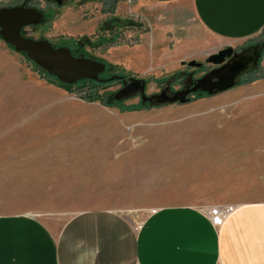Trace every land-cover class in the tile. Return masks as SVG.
I'll return each mask as SVG.
<instances>
[{"label":"rangeland","instance_id":"obj_1","mask_svg":"<svg viewBox=\"0 0 264 264\" xmlns=\"http://www.w3.org/2000/svg\"><path fill=\"white\" fill-rule=\"evenodd\" d=\"M18 1L0 0V5ZM132 1H120L111 15L96 0H65L42 24L23 30L24 36L54 44L89 39L83 50L106 64L99 77H113L107 82L88 79L66 87L42 75L0 38L5 71L0 141L2 134L6 138L0 151V214H37L46 220L77 207H131L138 228L150 210L177 200L174 188L189 167L182 162L183 142L206 135L194 129H205L204 97L212 95L196 91L187 95L188 102L164 104H141L139 93L122 101L113 96L131 79L145 81L147 96L165 89L172 94L184 88L185 73L195 71L187 63L206 60L200 50L177 61L171 52L147 51L140 29L114 26L115 17L141 21ZM255 38L264 52V30ZM165 48L172 50V43ZM261 58L233 88L215 95L247 92L251 82L264 80Z\"/></svg>","mask_w":264,"mask_h":264},{"label":"crops","instance_id":"obj_2","mask_svg":"<svg viewBox=\"0 0 264 264\" xmlns=\"http://www.w3.org/2000/svg\"><path fill=\"white\" fill-rule=\"evenodd\" d=\"M131 5L146 50L171 52L176 61L198 50L206 60L227 46L242 49L264 30V0ZM259 66L264 70V52ZM0 79L3 86L1 63ZM249 85L240 94L204 97L206 127L194 131L206 135L183 142L189 167L175 202L150 210L138 228L131 207H77L46 220L0 214V264H264V80ZM218 205L234 208L214 227L204 210Z\"/></svg>","mask_w":264,"mask_h":264},{"label":"water","instance_id":"obj_3","mask_svg":"<svg viewBox=\"0 0 264 264\" xmlns=\"http://www.w3.org/2000/svg\"><path fill=\"white\" fill-rule=\"evenodd\" d=\"M56 2L60 4L61 0H56ZM44 21L45 18L41 11L33 7H26L24 3L0 7V38L15 52L24 53L30 61L48 75L66 85L84 79L97 82H107L113 79V77L106 79L99 77L106 69L104 62L86 57L84 54L75 56L68 48L54 46L48 40L34 39L21 33L25 27L39 25ZM262 47H264V42ZM262 55V49L258 43H252L238 50V52L227 46L213 52L206 58V62L214 66L212 70L203 74L194 84L190 73V80L186 82V87L181 90L169 94L165 89L160 94L147 96L145 81L131 79L129 83H123L122 88L114 94L113 98L116 101H122L135 93H139L141 104L146 102L164 104L188 102L187 95L196 91L214 95V93L224 92L234 87L239 75L255 67ZM187 65L194 67L200 66L201 63L192 60Z\"/></svg>","mask_w":264,"mask_h":264},{"label":"trees","instance_id":"obj_4","mask_svg":"<svg viewBox=\"0 0 264 264\" xmlns=\"http://www.w3.org/2000/svg\"><path fill=\"white\" fill-rule=\"evenodd\" d=\"M98 2L101 3V11L103 13H108V14H113L115 9H116V6L117 4L120 2V1H124V0H96ZM4 6H13L12 4H1L0 7H4ZM115 23H114V26H117L118 27H124V26H129V28H136V29H140L141 30V24L138 22V21H133L130 19H118V17H115ZM113 26V25H112ZM24 29L21 30V33L24 35V32H23ZM111 42V41H110ZM90 43L89 39H84V40H80V39H74V38H70V41H62V42H59L57 44H54L52 43L54 46H62V47H65V48H68L71 53L75 56H79L81 54H84L85 56H88L87 53H85V51L83 50L84 49V45ZM77 50V54L74 53V51ZM263 53V51H262ZM24 56H26L24 53H20ZM26 59L28 60V62H30V64L34 65L36 70L37 71H41L42 72V75H44L45 77H47L48 79L50 80H55V82H57L58 80L53 77V76H50L48 75L43 69H41L39 66H37L34 62L30 61L27 57ZM105 72V71H104ZM254 79V78H253ZM253 79L251 81H253ZM57 80V81H56ZM88 79H84V80H80L74 84H77L79 82H82V81H86ZM249 81V82H251ZM59 82V81H58ZM60 84L62 85H65L66 87L67 86H71V85H74V84H64V83H61L59 82ZM125 110L127 111H132V110H139V109H142V107H125L124 108Z\"/></svg>","mask_w":264,"mask_h":264},{"label":"flooded vegetation","instance_id":"obj_5","mask_svg":"<svg viewBox=\"0 0 264 264\" xmlns=\"http://www.w3.org/2000/svg\"><path fill=\"white\" fill-rule=\"evenodd\" d=\"M39 2V1H43V5L42 6H39L36 2ZM65 0H61V3L58 4L56 2V0H19L15 5L17 4H21V3H24L26 7H33V8H36L37 10L41 11L42 14H43V17L46 19L47 18V14L50 12V10H54V9H57L59 8L63 3H64ZM254 43H258V42H254ZM259 44V43H258ZM239 50V49H238ZM238 50H235L236 52H238ZM189 68H194L195 71H189L187 73H185V82H184V88L186 87V82L188 80H190V76L189 74L191 73L192 75V80H193V84L195 83V81L203 75L205 73H207L208 71L212 70V68L214 67L213 65H209L206 61L205 62H202L200 66H194V67H190L188 66ZM199 69H202V73H197L196 75V72L197 70ZM198 93H201L200 91H197Z\"/></svg>","mask_w":264,"mask_h":264},{"label":"built area","instance_id":"obj_6","mask_svg":"<svg viewBox=\"0 0 264 264\" xmlns=\"http://www.w3.org/2000/svg\"><path fill=\"white\" fill-rule=\"evenodd\" d=\"M234 206L229 205H218V206H210L204 210L205 215L208 217L210 223L217 227L219 226L223 220L232 212Z\"/></svg>","mask_w":264,"mask_h":264}]
</instances>
